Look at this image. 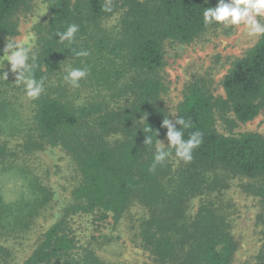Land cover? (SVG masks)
<instances>
[{
	"label": "trees",
	"instance_id": "trees-1",
	"mask_svg": "<svg viewBox=\"0 0 264 264\" xmlns=\"http://www.w3.org/2000/svg\"><path fill=\"white\" fill-rule=\"evenodd\" d=\"M28 0H0V50L13 34L11 15ZM218 0H48L50 17L36 53V79H47L65 62L86 68L93 96L80 105L46 94L35 99V129L43 145L60 146L79 176L71 213H97L118 221L133 204L146 214L138 226L139 245L156 264H232L238 242L232 233V203L222 173L246 179L242 190L264 199V136L254 132L224 135L215 130L214 111L230 112L232 123H246L264 109V35L235 60L222 79L223 96L187 87L177 108L190 120L185 130L203 134L189 163L169 160L149 168L153 144L144 145L143 128L162 140L168 118L162 104L164 85L157 75L166 42L190 43L209 28L203 11ZM122 9L119 29L107 34L101 21ZM75 24L72 43L58 33ZM92 30L90 31V29ZM88 56H77L78 51ZM2 55V52H0ZM5 113L0 106V132ZM179 128V125H177ZM5 145L0 140V154ZM36 197L4 203L0 197V240L25 232L48 201L42 187ZM198 198L195 210L191 201ZM264 201V200H263ZM64 219L53 223L21 264H111L91 247L78 250ZM8 256L0 244V260ZM256 264H264V243Z\"/></svg>",
	"mask_w": 264,
	"mask_h": 264
},
{
	"label": "rangeland",
	"instance_id": "rangeland-1",
	"mask_svg": "<svg viewBox=\"0 0 264 264\" xmlns=\"http://www.w3.org/2000/svg\"><path fill=\"white\" fill-rule=\"evenodd\" d=\"M105 1L112 7V0ZM122 15V9H115L102 19L101 27L107 34L118 31ZM49 17L48 0H28L11 15L9 23L14 32L4 37L3 45L7 38L23 40L29 37L34 42L30 55L36 56ZM260 36H248L243 26L225 29L218 25L207 29L190 43L166 42L164 63L157 75L165 88L161 100L168 118L175 121L178 105L191 84L199 85L206 93L224 97V75ZM69 65L76 68L73 63L65 62L47 75L40 95L68 99L77 105L93 96L86 78L80 81L78 88L64 81V69ZM9 69L10 65L5 62V71ZM0 106L5 113L0 132V140L5 145L4 154H0L1 199L7 204L15 203L36 197L34 193L41 187L48 192V201L34 217L30 228L0 240L8 253L0 264H21L44 232L61 219L66 221L67 231L75 238L78 250L91 247L102 260L111 264H156L137 238L139 223L147 212L143 205H131L118 221L112 217L100 220L97 213L69 212L72 191L79 181L76 168L62 147L45 143L42 148H36L41 139L35 129V99L25 97L23 86L15 84V74L10 71L8 80L0 77ZM214 116L218 133L254 132L264 136V109L246 123L233 124L232 114L219 109L214 111ZM161 141L167 145L166 135ZM220 177L228 182L223 193L232 203V233L238 242L232 264H256L264 243V199L242 190L240 185L246 179L228 173H222ZM198 203V198L191 201V213Z\"/></svg>",
	"mask_w": 264,
	"mask_h": 264
},
{
	"label": "clouds",
	"instance_id": "clouds-1",
	"mask_svg": "<svg viewBox=\"0 0 264 264\" xmlns=\"http://www.w3.org/2000/svg\"><path fill=\"white\" fill-rule=\"evenodd\" d=\"M203 23L206 26L219 25L225 29L243 26L246 34L250 37L264 35V0H218L217 6L208 7L203 11ZM77 31V25H69L65 31L58 33V40L72 43ZM33 46L34 42L29 37H25L23 40L13 37L7 38L5 46L0 50L2 52L0 55V77L8 80L9 71L15 74V84L23 86L27 99L38 98L45 87V79H36L33 75L36 67V57L30 55ZM76 55L88 56L89 53L82 50L78 51ZM5 62L10 65L9 71H5ZM64 71V81L73 88H78L80 81L88 75L86 68H74L70 65ZM162 127L167 130V145L157 139L158 131H153L150 127L143 128L144 145L153 144V132L155 133V150L153 162L149 168L150 172H155L157 166L169 160L175 161L176 164L191 162L194 149L202 143L203 134L199 131L191 132L187 139L184 138L185 130L191 128L192 124L190 120H186L182 116L175 119L174 122L170 118H164Z\"/></svg>",
	"mask_w": 264,
	"mask_h": 264
}]
</instances>
